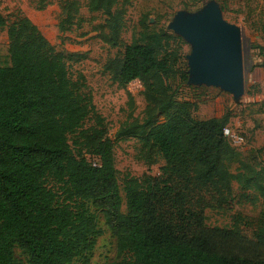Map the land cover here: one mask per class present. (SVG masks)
Masks as SVG:
<instances>
[{"label":"trees","instance_id":"16d2710c","mask_svg":"<svg viewBox=\"0 0 264 264\" xmlns=\"http://www.w3.org/2000/svg\"><path fill=\"white\" fill-rule=\"evenodd\" d=\"M86 1L90 13L103 16L101 41L123 49L105 72L123 88L134 81L143 87L144 119L126 123L116 141L135 138L147 166L159 157L165 164L160 176L125 177L124 213L116 142L84 79L72 78L65 56L29 18L8 23L0 9L10 56V65L0 66V264H24L16 249L26 264H89L102 234L96 212L116 239L111 264H264V208L250 238L237 222L230 229L205 223V194L208 206L222 207L234 181L264 197L261 172L224 135L232 114L198 120L194 104L178 98L186 67L172 49L177 37L165 29L144 28L125 44L131 0ZM60 8L64 32L81 5L60 0ZM237 158L242 169L235 174L230 163Z\"/></svg>","mask_w":264,"mask_h":264},{"label":"rangeland","instance_id":"374dc122","mask_svg":"<svg viewBox=\"0 0 264 264\" xmlns=\"http://www.w3.org/2000/svg\"><path fill=\"white\" fill-rule=\"evenodd\" d=\"M81 9L76 23L66 31L59 29L62 18L60 0H0V9L8 23L16 19L27 17L41 31L49 43L62 53L74 80L82 77L84 92L92 98L97 113L105 120L108 136L116 142L115 163L119 171V183L122 189V211L126 212V200L123 191L126 176L141 178L145 174L160 176V168L165 164L162 158L151 167L141 158V143L135 138L116 141L117 132L126 124L137 119L142 121L146 108V101L142 94L143 87L139 81L130 83L123 88L116 83L111 75L104 70L107 61L120 55L123 49L112 48L99 38V26L103 16L90 13L87 1L78 0ZM131 0L126 6L125 27L122 34L125 44H130L138 38L144 28L154 31L161 28L177 37L171 41L172 49L178 52L180 65L186 67L188 78V64L186 55L191 52V46L180 36L169 30L178 11L195 13L208 2L219 4L222 16L230 24L241 30L242 58L245 79V93L239 104L234 102L233 96L218 88L206 86H191L188 80L179 84V99L194 104L193 114L196 119L203 120L211 117L221 118L231 113L232 127L236 128L242 137L245 147L248 144L249 130H261L255 138L257 144H264V82L251 81V73L256 67L264 68L262 53L259 46H264V0ZM10 65L9 40L7 27L0 28V66ZM133 101H130L131 98ZM89 120L87 126L92 125ZM90 159V156H87ZM240 158L230 163V169L237 174L241 168ZM204 208L205 223L208 227L230 229L234 223L239 224L247 237H252L256 222L264 208V197L256 190L250 191L233 182V192L228 202L217 207L210 197ZM91 212H95L90 207ZM98 216L101 236L90 257L89 264H111L116 261V239L105 225L101 213ZM15 256L26 264V257L16 249ZM82 264V263H80Z\"/></svg>","mask_w":264,"mask_h":264},{"label":"water","instance_id":"95a60500","mask_svg":"<svg viewBox=\"0 0 264 264\" xmlns=\"http://www.w3.org/2000/svg\"><path fill=\"white\" fill-rule=\"evenodd\" d=\"M191 46L186 55L188 84L218 88L241 103L245 93L241 30L208 2L195 13L178 11L168 26Z\"/></svg>","mask_w":264,"mask_h":264},{"label":"crops","instance_id":"0c3cea01","mask_svg":"<svg viewBox=\"0 0 264 264\" xmlns=\"http://www.w3.org/2000/svg\"><path fill=\"white\" fill-rule=\"evenodd\" d=\"M251 81L255 83L264 82V68L256 67L253 69ZM261 132V130H249L248 144L245 147H239L238 150L242 155V159L249 164L253 170L261 172L262 180L264 181V144L254 143L255 141L253 139L250 141L251 137L255 138ZM261 184L264 185V182H261Z\"/></svg>","mask_w":264,"mask_h":264},{"label":"built area","instance_id":"2783aa9c","mask_svg":"<svg viewBox=\"0 0 264 264\" xmlns=\"http://www.w3.org/2000/svg\"><path fill=\"white\" fill-rule=\"evenodd\" d=\"M224 135L228 138V140L232 143V145L239 147L243 145L244 138L240 134V132L233 127H226L224 129Z\"/></svg>","mask_w":264,"mask_h":264}]
</instances>
